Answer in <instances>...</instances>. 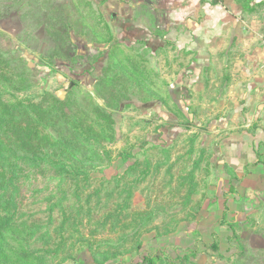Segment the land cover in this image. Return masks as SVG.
<instances>
[{"label": "rangeland", "instance_id": "374dc122", "mask_svg": "<svg viewBox=\"0 0 264 264\" xmlns=\"http://www.w3.org/2000/svg\"><path fill=\"white\" fill-rule=\"evenodd\" d=\"M150 2L0 0V140L31 116L64 165L25 166L7 215L39 264H264V88L195 66Z\"/></svg>", "mask_w": 264, "mask_h": 264}, {"label": "crops", "instance_id": "0c3cea01", "mask_svg": "<svg viewBox=\"0 0 264 264\" xmlns=\"http://www.w3.org/2000/svg\"><path fill=\"white\" fill-rule=\"evenodd\" d=\"M168 1L152 0L150 3L153 9H165V19L172 18L169 11L176 4L186 14L182 19L188 21V29L180 32L179 49L195 58V66L216 64L221 60L224 66L238 67L239 73L234 70V76L228 81L230 90L237 95L243 92L246 96L250 86L255 90L264 88V79L255 82L254 74L251 75L254 67L264 71V0ZM192 12L194 14L190 15ZM215 50L218 52L213 54ZM220 50H225L223 56Z\"/></svg>", "mask_w": 264, "mask_h": 264}, {"label": "trees", "instance_id": "16d2710c", "mask_svg": "<svg viewBox=\"0 0 264 264\" xmlns=\"http://www.w3.org/2000/svg\"><path fill=\"white\" fill-rule=\"evenodd\" d=\"M34 110H36L35 105L32 104L29 107V113ZM9 117H11L14 123L24 118H19L17 114L13 113L10 114ZM25 122H27V129L23 127L18 128V130L11 129L13 134L9 133V135L3 132V135L7 136V138L5 137L6 140L3 138L0 140V256L2 260L12 259L13 256L16 258L13 264H39L41 262L39 260L43 258V256L42 254H38V249L30 246V241L39 240L40 236L33 238L32 230L29 234L32 235V238L27 237V240H25V238L22 240L20 235L23 230L24 232L26 231L25 229L28 225L25 222L14 225V222L10 221L11 217L8 216L7 213L13 211V205L15 204L14 195L15 193L17 194V185L22 178L23 168L25 166H27L28 169L40 170L43 172L45 165L54 168L57 165L63 169L64 165L46 156L42 158L41 155L43 152H41V146L38 143L39 137L36 134V129L32 127L39 122L31 116L27 117ZM19 130L21 135H19ZM47 142L48 145H51V149L53 148L52 146L56 144L50 140ZM52 150L56 152V149ZM224 207L225 211L223 212V216L227 211L226 200L224 201ZM22 225L24 229L20 227ZM17 230L19 231L16 233ZM46 234H48V232H46ZM40 239L46 240V237ZM85 247V242L79 244L80 249H84ZM160 259L161 256L155 253L143 256L142 262L143 264H158ZM94 261L96 264H102L96 258H94Z\"/></svg>", "mask_w": 264, "mask_h": 264}]
</instances>
